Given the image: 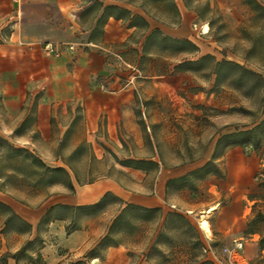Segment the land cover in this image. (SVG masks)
Wrapping results in <instances>:
<instances>
[{
  "label": "rangeland",
  "instance_id": "rangeland-1",
  "mask_svg": "<svg viewBox=\"0 0 264 264\" xmlns=\"http://www.w3.org/2000/svg\"><path fill=\"white\" fill-rule=\"evenodd\" d=\"M83 1L84 8L100 9L97 4L90 5L94 2ZM132 1L155 7L150 0ZM255 1L264 9V0ZM193 5L197 18L190 24L189 32L199 46L215 44L218 53L217 57L213 56L215 60L238 63L264 79V12L255 9L248 0H212ZM36 12L44 14L40 9ZM88 12L82 18L85 27L91 18ZM205 25L209 31L202 36L200 30ZM101 27L102 22L98 29ZM34 28L35 31L28 33L32 29L28 26L25 35H35L41 44L75 43L78 44L74 45L75 49L83 48L86 35L71 31L66 24L56 31L43 26ZM7 29L0 32V38L8 35ZM2 39L0 44H6L7 40ZM130 41V47L123 52L118 44L106 48L104 70L98 73L95 87L101 92L124 89L131 94L137 133L124 129L109 133L105 114L98 117L94 128L88 120L97 114L88 117L85 101L77 105L72 102L49 105L43 102L41 93L35 95L31 91H27L20 114L10 120L2 114L0 97V187L15 201L32 207L41 205L47 194L53 196L62 189L52 186L33 191L29 185L34 179L28 174L30 168L7 155L11 146L28 150L49 167H57L61 158L85 184L110 179L123 189L145 195L154 193L160 180L186 175L178 186L170 187L166 193V203L177 204L178 211L161 210L145 224L132 216V229L120 226L108 239L105 238L108 229L121 209L113 197H108L94 215L76 218L73 225L70 212H63L68 216L64 228L68 226L71 233L75 228L88 231L89 238L60 264H168L165 261L174 250L173 243L185 237L183 229H176L177 225H165L168 212L183 215L194 226L207 250L202 252L205 260L212 264L227 261L223 249H232V241L237 237L248 240L250 235H256L261 249L264 247V243L260 244L264 239V140L258 150L250 146L238 150L244 158L247 182L254 186L243 201V208L247 209L246 227L227 240L220 239L217 233L208 240L198 220L203 210L216 203L223 207L230 203L228 193L218 188L225 168L220 157L212 158L216 141L222 135L249 130L264 118V89L254 87L253 78H248L239 88L224 79L216 87L215 76L207 70L175 73L174 66L181 57L158 56L150 50L147 58L141 59L132 52L140 41L138 35ZM98 102L109 103L100 97ZM127 160H152L157 166H150L147 172H132L123 165ZM176 189L182 192L175 194ZM189 206L194 210L191 220L183 213ZM47 226L40 228L43 236L48 231ZM160 231L165 237L156 243ZM210 235L211 230L207 236ZM6 242L11 250L20 249L24 244L11 236L6 237ZM112 242L123 247L120 253H111L113 251L108 249L113 247ZM39 251L30 250L21 255L19 264H32L36 260L35 264H46Z\"/></svg>",
  "mask_w": 264,
  "mask_h": 264
},
{
  "label": "crops",
  "instance_id": "crops-1",
  "mask_svg": "<svg viewBox=\"0 0 264 264\" xmlns=\"http://www.w3.org/2000/svg\"><path fill=\"white\" fill-rule=\"evenodd\" d=\"M87 1L89 3L94 2L90 5L97 4L100 9H94L92 6L84 8L83 0H0V32L2 30L4 32V29L8 28V35H4L3 39L0 38L3 42L7 40L6 44H0V97H2L4 118L12 120L18 116L22 110L27 91H31L35 95L41 93L43 102L49 105L62 102H72L77 105L79 102L85 101L88 104V117L90 118V114H97V116H91L92 120H88L90 126L94 128L97 127L98 117L105 114V126L109 133L117 129L137 133L131 94L124 89L114 92H101L95 87L98 75L104 70L107 57L106 48L110 49L118 44L122 46L120 52H123L125 48L131 45L129 38L136 32V29L134 27L129 28V22L134 15L141 16L148 23L149 30L157 28L170 37L189 39L199 48L200 56L217 57L218 55L215 51V44L200 47L189 32L190 24L197 18L193 4L208 3L212 0H186L185 3L183 0H155L153 1L155 7H150L141 0L139 3L132 0ZM107 6L119 7L128 11L130 15H125L118 20L113 19L111 14L108 15L107 18L103 19L102 35L97 38H89L90 34L98 28V21L102 19L104 8ZM39 9L44 14L36 12ZM87 12L91 14V18L85 27L82 24V18L87 15ZM65 24L71 31H77L86 36L82 44L83 48L76 47L72 53L63 52L59 58L45 53L42 50L43 43L41 44L38 37L25 35L28 26L32 28L31 31H27L29 33L35 31L33 27L43 26L56 31ZM141 42L142 40L138 42V45H134L139 50ZM52 43L59 44L63 48L68 44L78 45L75 43ZM2 48H6L3 53L1 52ZM216 60L221 61L218 58ZM99 97L109 103L98 102ZM238 150L239 147L228 148L220 156L225 172L218 188L228 193L230 203L224 207L216 203L215 212L206 217L211 230L210 236L204 234L208 240L216 233L220 239L227 240L234 236V232L246 227L247 209L246 207L243 208V201L246 194L254 190V186L247 182L248 175L244 171V158ZM40 159L45 163L42 158ZM61 160L58 158L57 167L64 168L70 174L75 189L73 193L62 188L59 194L50 196L37 207H32L15 201L4 190L0 191V202L7 205L21 220L32 227L30 234L9 233L3 235L0 233V258L14 254L19 250V248L15 250L9 248L6 242L8 236L22 240L23 243L32 241L39 236L42 241L39 252L46 264H60L70 254L79 250L87 242L89 232L79 229L67 234L63 226L66 223L64 221H51L44 236L40 232L37 233V226L41 218L55 205L69 207L92 205L100 201L106 193H110L118 199L116 202L120 208L126 203H131L146 208L175 209L178 211L177 204L166 203L168 191L166 192L165 188L168 179L182 177L178 174L165 181L160 180L155 185L154 193L145 195L138 191L123 189L110 179L78 185L68 166ZM130 170L132 172L140 171ZM174 192L178 194L182 191L176 189ZM192 208L191 206L185 207L183 212L190 220L192 219L191 215L194 214ZM1 223L0 220V231L2 229ZM237 238L244 240L243 237ZM249 238L244 240L242 255L235 257V261L237 264H264V248H258L256 235H250ZM120 248L123 249L121 245H117L108 249L113 251L111 253H120ZM59 249H61V254L58 253ZM206 251V249H202L203 253ZM7 264H15V261L8 258Z\"/></svg>",
  "mask_w": 264,
  "mask_h": 264
},
{
  "label": "trees",
  "instance_id": "trees-1",
  "mask_svg": "<svg viewBox=\"0 0 264 264\" xmlns=\"http://www.w3.org/2000/svg\"><path fill=\"white\" fill-rule=\"evenodd\" d=\"M151 1L153 2L155 0ZM183 1L184 3L186 2V0ZM248 1L252 3L255 9L264 12V9L255 0ZM110 14L111 17L116 20L125 15H130L128 11L119 7L107 6L104 8L102 19L98 21L99 24L101 22L103 24V19L107 18V16ZM133 27L136 29V32L130 36L129 40H132L136 35H138L139 40H142L140 44V50H132L133 53L139 54L141 59L147 58L150 50L155 51L158 56L169 54L170 56L181 57V60L174 66L175 73L207 70L209 74L215 76L216 87L220 81L224 79L230 85H233L235 88H239L245 85L248 78H253L255 80L254 87H257L260 90L264 89V79L260 74L248 70L242 65L229 60L223 59L221 61H216L211 55L199 57V48L192 41L189 39L170 37L162 33L157 28L149 30L148 23L139 15H134L130 18L129 28ZM97 34H99V36L102 35V30L96 28L95 31L90 34L89 38H96L95 36ZM262 140H264V118L249 130L236 131L220 136L216 141L212 158H219L223 152L226 151V149L232 147L244 148L246 146H250L254 150H258V148L261 147ZM7 155L10 158L18 159L21 164L25 163V165L30 168L28 174L34 179L29 185L33 191H38L43 187L52 186H59L70 193L75 191L71 176L64 168L49 167L39 157L23 148L11 146L7 152ZM66 165L72 172L75 182L78 185L85 184L78 178L75 172H73L71 166H69V164ZM123 165L133 170L147 172L150 166L156 167L157 163L152 160H127ZM206 165H208V163ZM185 177L186 175L176 179H168L165 184L166 192L170 189V187L178 186V183ZM0 191H2L1 187ZM49 196L50 195L47 194L45 199H48ZM108 197H113L115 200H118L110 193H106L100 199V201L92 205L77 207L55 205L51 207L41 218L40 223L37 226V233L40 232L42 225L49 224L51 221L57 220L66 222L68 220V216L63 212H70L73 219L72 225L75 223L76 218L94 215L96 210L103 206L105 200ZM160 211L161 209L159 208H146L139 205L126 203L120 209L119 214L113 219L108 229V234L105 236V238H110L113 232L118 230L120 226H123L128 230L132 229V216L138 217L142 224H145L149 223V221H151ZM0 220L2 222V229L0 233L3 235H7L9 233L30 234L32 231L31 225L21 220L7 205L2 202H0ZM165 225H174L175 227L177 225L176 229H179L180 227L183 229L182 233L185 235V237H183L180 241H175L173 243L174 250L170 253L168 259L166 258L165 262L168 264L169 262H171V264H212L211 262L205 260V256L202 253L204 245L200 235L194 226L183 215L176 212H168L165 217ZM248 226H250V223ZM74 230L77 231L79 228H75ZM65 231L67 234L71 233L68 226L65 227ZM164 237V232L160 231L157 234L156 243L159 241V239ZM263 243L264 239L261 240L260 244L262 245ZM36 245H38V248H35ZM117 245H120V243L112 242L111 246ZM154 245L152 247H154ZM41 246L42 241L40 240L39 236H37L32 241L25 242L16 253L10 254L8 256H2L0 258V262L1 264H7V259L11 258L15 261V264H19L18 258L21 255L26 254L30 250H40ZM261 247L264 248L263 246ZM39 257L40 255L38 254V259ZM36 261H33L32 264H35Z\"/></svg>",
  "mask_w": 264,
  "mask_h": 264
},
{
  "label": "built area",
  "instance_id": "built-area-1",
  "mask_svg": "<svg viewBox=\"0 0 264 264\" xmlns=\"http://www.w3.org/2000/svg\"><path fill=\"white\" fill-rule=\"evenodd\" d=\"M204 27V26H203ZM203 27L200 30V35L204 36L207 35L208 32H204ZM42 50L55 57V58H59L63 52H69L72 53L75 51V46L70 44V45H66L63 47H61L59 44H55L52 42H46L42 44ZM232 245L233 248L229 249V248H224L223 252L227 255V261L225 263H221V264H237V262L235 261V257L241 256L242 252L244 250V240L242 239H234L232 241Z\"/></svg>",
  "mask_w": 264,
  "mask_h": 264
},
{
  "label": "bare ground",
  "instance_id": "bare-ground-1",
  "mask_svg": "<svg viewBox=\"0 0 264 264\" xmlns=\"http://www.w3.org/2000/svg\"><path fill=\"white\" fill-rule=\"evenodd\" d=\"M203 30L204 32L207 33L209 31V27L205 25L203 27ZM216 209H217V205L210 207L209 209L201 213V219L199 220L198 224L202 232L206 235L210 232L209 227L207 226L208 222L206 221V217L210 216L213 212H215Z\"/></svg>",
  "mask_w": 264,
  "mask_h": 264
}]
</instances>
